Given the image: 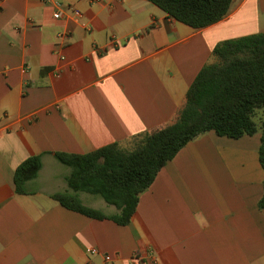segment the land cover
<instances>
[{"label":"crops","instance_id":"obj_1","mask_svg":"<svg viewBox=\"0 0 264 264\" xmlns=\"http://www.w3.org/2000/svg\"><path fill=\"white\" fill-rule=\"evenodd\" d=\"M54 1L81 15L54 18ZM262 31L264 0H232L201 28L149 0H0V264H264L260 132L210 130L187 142L125 225L52 197L73 192L54 152L129 146L172 121L214 46ZM35 154L41 168L18 193L14 171ZM78 196L118 212L101 196Z\"/></svg>","mask_w":264,"mask_h":264},{"label":"trees","instance_id":"obj_2","mask_svg":"<svg viewBox=\"0 0 264 264\" xmlns=\"http://www.w3.org/2000/svg\"><path fill=\"white\" fill-rule=\"evenodd\" d=\"M169 16L201 28L222 19L232 0H149ZM213 60L197 73L187 89L175 118L132 137L129 146L109 143L86 153L54 152L71 168L65 177L73 192L58 191L52 197L64 207L125 225L136 210L139 194L157 172L187 142L213 130L237 138L260 132L259 162L264 170V32L225 39L212 50ZM41 168V156L31 155L15 169L18 193ZM84 191L101 196L116 206L108 215L86 205L78 196ZM264 207L263 192L258 201Z\"/></svg>","mask_w":264,"mask_h":264},{"label":"built area","instance_id":"obj_3","mask_svg":"<svg viewBox=\"0 0 264 264\" xmlns=\"http://www.w3.org/2000/svg\"><path fill=\"white\" fill-rule=\"evenodd\" d=\"M54 6L57 8L55 10V12L53 13V17L54 18H60L66 12H69V14L72 15L73 18H78L81 15V12L78 9L73 8L71 6H68L67 9L62 8L61 3L59 1H54ZM90 252L92 254H94V253L97 252V249L96 248H91ZM104 259H105V261L110 262L112 257H111L110 254H104ZM135 259H137L140 264H145L146 263L145 261L140 260L137 256L135 257Z\"/></svg>","mask_w":264,"mask_h":264},{"label":"rangeland","instance_id":"obj_4","mask_svg":"<svg viewBox=\"0 0 264 264\" xmlns=\"http://www.w3.org/2000/svg\"><path fill=\"white\" fill-rule=\"evenodd\" d=\"M93 196H95V197H97V198H100L99 195H97V194H93Z\"/></svg>","mask_w":264,"mask_h":264}]
</instances>
